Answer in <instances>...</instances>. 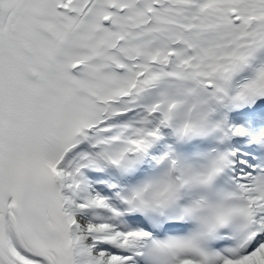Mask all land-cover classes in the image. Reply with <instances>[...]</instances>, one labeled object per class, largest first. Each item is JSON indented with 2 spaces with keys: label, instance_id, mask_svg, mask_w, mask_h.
I'll return each mask as SVG.
<instances>
[{
  "label": "snow or ice",
  "instance_id": "snow-or-ice-1",
  "mask_svg": "<svg viewBox=\"0 0 264 264\" xmlns=\"http://www.w3.org/2000/svg\"><path fill=\"white\" fill-rule=\"evenodd\" d=\"M0 264H264V0H0Z\"/></svg>",
  "mask_w": 264,
  "mask_h": 264
}]
</instances>
